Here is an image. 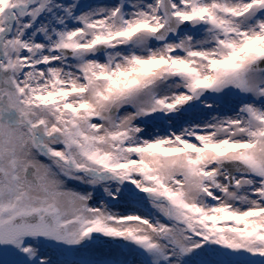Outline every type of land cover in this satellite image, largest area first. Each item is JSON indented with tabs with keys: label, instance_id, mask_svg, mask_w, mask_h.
Returning a JSON list of instances; mask_svg holds the SVG:
<instances>
[{
	"label": "snow or ice",
	"instance_id": "1",
	"mask_svg": "<svg viewBox=\"0 0 264 264\" xmlns=\"http://www.w3.org/2000/svg\"><path fill=\"white\" fill-rule=\"evenodd\" d=\"M0 264H264V0H0Z\"/></svg>",
	"mask_w": 264,
	"mask_h": 264
}]
</instances>
